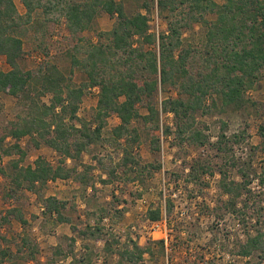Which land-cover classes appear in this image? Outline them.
Returning a JSON list of instances; mask_svg holds the SVG:
<instances>
[{
  "label": "trees",
  "instance_id": "obj_1",
  "mask_svg": "<svg viewBox=\"0 0 264 264\" xmlns=\"http://www.w3.org/2000/svg\"><path fill=\"white\" fill-rule=\"evenodd\" d=\"M22 2L26 7L25 14L20 13L15 0H0V56H4L10 66L8 71L0 69V93L14 96L19 106L8 135L0 138V174L8 176L12 190L28 189L41 194L49 181L70 178L87 188L92 181L89 166L79 170L77 162L84 152L105 143L123 146L120 166L130 167L136 173L148 167L149 164L142 165L140 154L135 153L144 134L134 123L141 121L144 126L151 125L152 130L145 134L149 135L153 149L160 146V138L154 132L160 123L159 109L154 103L160 87L170 85L178 91L177 97L163 102V111L174 117L175 129L167 127L166 134L172 133L180 144L197 147L211 144L198 121L199 112L208 114L214 107L242 109L255 104L247 93L257 86L264 73V0H158L159 11L168 21V30L159 36L150 31L147 14L141 10L129 14L124 0ZM101 12L115 19L112 29L100 32L95 42L78 38L72 57V66L86 74L85 81L75 82L53 63L45 62L37 69L22 68L24 40L21 33L25 27L41 23L42 18L37 15L48 19L54 15L56 20L64 18L70 34L77 37L94 27ZM209 13L215 14L216 19L209 20ZM197 24L206 28L205 49L200 51L186 47L184 42L185 30ZM196 59L201 61V68L193 73L192 62ZM93 87H99L100 92L94 116L89 121L80 118L78 113L85 95ZM47 95H50V102L44 100ZM144 103L148 114L142 115L139 105ZM113 114L119 117L120 123L111 130L110 136H105L104 128ZM25 136L31 137L34 147L47 145L56 150L61 157L58 165H53L44 156H39L33 164L22 165L26 153L20 140ZM7 137L14 138L15 142L6 147L3 142ZM245 139L247 131L244 129L233 135L232 142ZM228 142L231 141L222 133L215 145L228 155L230 164L241 166L242 181H229L227 172L221 170L220 187L229 195V209L237 212L238 198L251 194V164L237 163L227 152L231 146ZM13 153L19 154L20 158L11 163V172H7L3 158ZM68 159L76 161V166H68ZM208 169L205 164L198 168L194 165L189 174L197 179ZM112 175L115 176L114 171ZM41 201L44 214L53 216L56 223H69L73 231L78 232V237L103 240L106 252L119 255L116 264H139L146 253V248L133 240L122 249H116L114 243L119 244V241L108 238L103 217L94 224L88 221L78 230L73 217L65 212L66 201L56 196H41ZM248 205L246 200L245 207ZM161 213V209L151 208L147 216L151 221H158ZM247 213L253 214L251 210ZM7 214L27 224L21 209L10 208ZM4 221L8 219L4 218ZM109 235L113 236L112 233ZM63 237L68 241L67 247L59 242L54 246L52 258L45 263L37 257L39 245L30 236L23 235L16 252L0 246V264L6 261L10 264H57L60 257L71 258L69 264H95L87 244L85 252L78 254L77 237ZM0 240L6 241L1 232ZM237 252L246 258L238 264H264V231L248 234Z\"/></svg>",
  "mask_w": 264,
  "mask_h": 264
},
{
  "label": "rangeland",
  "instance_id": "obj_2",
  "mask_svg": "<svg viewBox=\"0 0 264 264\" xmlns=\"http://www.w3.org/2000/svg\"><path fill=\"white\" fill-rule=\"evenodd\" d=\"M157 1L124 0L129 14L140 10L147 14L150 31L159 36L168 30V21L160 13ZM15 2L20 13L25 14L26 7L22 0ZM146 3L148 6L145 7ZM37 17L42 18L41 23L35 27H25L21 33L24 40L22 68L37 69L45 62L53 63L75 82L85 81L86 74L72 66L77 39L85 37L97 41L100 32L112 29L115 19L101 12L91 30L75 37L70 34L64 18L56 20L54 15L52 19ZM208 19L213 21L216 15L209 13ZM205 32L206 28L201 24L186 29L185 46L204 50ZM192 65V72L197 73L201 61L196 59ZM0 69H10L4 56H0ZM99 92V87L89 89L78 113L80 118L89 121L93 118ZM177 96V89L169 85L160 87L154 98L160 117L159 127L154 131L160 138L159 147L153 149L149 135L145 134L152 130L151 125L144 126L140 124L141 121L134 123L144 134L135 147V153L140 154L142 165L149 164L138 173L132 172L130 167L120 166L124 156L123 146L105 143L84 152L77 162L79 170L89 166L92 181L87 188L70 178L49 181L41 194L28 189L15 191L11 189L8 176L0 174V232L6 238V241L0 240V246L16 252L22 236L28 235L39 245L38 259L46 263L52 258L54 246L59 242L64 248L67 247L68 241L63 236H76L78 254L85 252L87 244L89 252H93L95 264H116L119 255L117 252L113 255L106 252L103 240L82 239L69 223H56L53 216L44 214L41 196H56L67 202L65 212L73 217L78 230L83 229L88 221L94 224L103 217L108 238L119 241V244L114 243L116 249H122L130 240L145 247L146 253L139 264H238L246 260L238 255L239 245L247 239L248 234L264 231V73L257 86L247 93L255 104L242 109L228 107L221 110L214 107L208 114H197L200 126L210 137L211 144L206 146L180 144L172 133L166 134L167 127L174 130L175 126L173 114L163 111V102ZM44 100L50 102V95ZM139 110L142 115L148 114L145 103L139 105ZM18 111V100L8 93H0V138L8 135ZM119 123V117L111 115L104 128L105 136H110L111 130ZM77 125L80 126L79 121ZM244 129L247 139L234 144L233 135ZM222 133L231 141L227 149L230 156L233 155L237 163L251 164V194L250 197L243 194L238 198L237 212L229 209V195L221 189L220 181L221 170H224L229 181L241 182V166L230 164L228 155L216 148L215 143ZM14 142V138L7 137L3 145L7 147ZM121 143L124 145V140ZM20 145L26 153L22 165L33 164L39 156H44L56 166L61 158L56 150L47 145L34 147L30 136L23 137ZM19 158L17 153L4 156L3 165L7 172H11V163ZM201 164L208 165L209 169L203 174L200 171V177L193 179L189 174L191 166L198 168ZM67 165L76 166V161L68 159ZM112 171L115 172L114 177ZM246 200L248 207H245ZM10 208L21 209L27 224L8 215ZM151 208L161 209L158 221L148 219ZM249 210L253 212L252 215L247 213ZM4 218L8 221H4ZM111 233L113 236L109 235ZM253 259L257 260L255 257ZM70 260L60 257L56 263L69 264Z\"/></svg>",
  "mask_w": 264,
  "mask_h": 264
},
{
  "label": "built area",
  "instance_id": "obj_3",
  "mask_svg": "<svg viewBox=\"0 0 264 264\" xmlns=\"http://www.w3.org/2000/svg\"><path fill=\"white\" fill-rule=\"evenodd\" d=\"M157 16H158V12H157Z\"/></svg>",
  "mask_w": 264,
  "mask_h": 264
}]
</instances>
